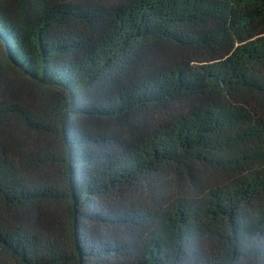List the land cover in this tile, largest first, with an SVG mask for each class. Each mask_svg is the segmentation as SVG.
<instances>
[{"label": "trees", "instance_id": "16d2710c", "mask_svg": "<svg viewBox=\"0 0 264 264\" xmlns=\"http://www.w3.org/2000/svg\"><path fill=\"white\" fill-rule=\"evenodd\" d=\"M0 264H264V0H0Z\"/></svg>", "mask_w": 264, "mask_h": 264}, {"label": "rangeland", "instance_id": "374dc122", "mask_svg": "<svg viewBox=\"0 0 264 264\" xmlns=\"http://www.w3.org/2000/svg\"><path fill=\"white\" fill-rule=\"evenodd\" d=\"M0 61H1V58H0Z\"/></svg>", "mask_w": 264, "mask_h": 264}]
</instances>
